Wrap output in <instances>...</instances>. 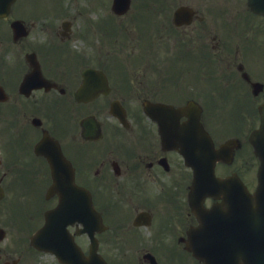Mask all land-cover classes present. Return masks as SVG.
Returning <instances> with one entry per match:
<instances>
[{"label":"flooded vegetation","instance_id":"af4514ba","mask_svg":"<svg viewBox=\"0 0 264 264\" xmlns=\"http://www.w3.org/2000/svg\"><path fill=\"white\" fill-rule=\"evenodd\" d=\"M87 25L71 22L62 28L60 23H29L22 30L25 36L14 38L10 29V42L4 48L6 31L0 29V90L8 95L7 101H0V122L13 127L16 133L11 143H5L11 153L4 161L0 158V185L4 190L15 189L13 201L26 198L24 191L32 196L35 192L33 197L37 201L41 191L44 196L53 179L47 159L34 148L47 132L58 139L73 165L75 182L90 190L93 207L104 224V228L95 232L97 250L109 264H198L185 249L187 231L195 223L188 202L192 173L178 151L163 146L159 123L137 117L133 124L123 126L117 119L104 116L105 119L100 118V140L107 133L112 135L104 142L87 145L91 142L73 134L79 135V118L93 114L100 117L114 99L121 100L127 112L137 107L136 98L140 105L147 99L180 104L177 98L187 89L183 86L188 79L157 72L160 81L169 78L174 87L141 85L135 96L130 86L119 85L111 59H99L82 47L94 29ZM35 60L39 63L40 78L34 80L37 86L25 95L20 93L19 83L23 76L33 72ZM242 67L243 63L238 62L240 75ZM87 69L97 72L89 75L95 78V88L100 93L94 99L78 101L74 94ZM137 77H144L143 72ZM196 81L204 80L199 76ZM114 91L128 95L119 98L112 95ZM7 107L10 108L4 111ZM55 110L63 112L67 127L58 123ZM137 129L141 132L135 133ZM114 132H120L121 136L128 134V144L118 140L114 143ZM44 198L45 210L57 201L55 193ZM78 238L83 239L87 250V235ZM39 253L33 246H25L22 237L5 234L0 239V264H59L48 257H37Z\"/></svg>","mask_w":264,"mask_h":264},{"label":"rangeland","instance_id":"374dc122","mask_svg":"<svg viewBox=\"0 0 264 264\" xmlns=\"http://www.w3.org/2000/svg\"><path fill=\"white\" fill-rule=\"evenodd\" d=\"M46 0H33L28 4H22L20 3L16 6V11L20 14H24L29 10H43L48 12V8L46 7ZM103 3H105L103 1ZM185 3V4H191L195 6L200 13H202L205 16V20L202 22L195 21V24L191 27L181 26L177 29L180 33L175 35V33L170 29L171 27V13L175 6L178 4ZM52 4V3H51ZM247 8L245 0H132V6L129 12L127 13V16L123 18H115V22L117 20H122L125 23V26L120 27L121 29H126L127 37H129V40H132L134 44L138 46V50H141L144 45L147 44V42L144 40V38H140V34L143 37H149L151 36L154 38L155 34L158 32L160 35L161 40L158 41V43H161L159 45L160 48H162L161 54H159V57H171L174 56L176 52V46L172 43L181 42L179 37L185 38L186 40L190 37L187 35L188 33L195 34L194 36V50L195 56L197 55L198 48H201V46H209L212 44V42H215L218 40L221 44V58L223 56L229 57V59H237V60H244L250 61V58L246 54L248 51H251L252 46L256 42V37L254 36H248V46L245 48L244 42L245 38L244 36L247 35L248 31V23L250 15L245 9ZM248 10V9H247ZM217 14H221V18L217 19ZM223 19H228L230 24L229 32L234 33L233 37L231 39H228L229 37L225 34L226 33V25L223 22ZM220 23H218V22ZM162 25V26H161ZM160 27L161 29L158 31L157 29H154L155 27ZM175 29V28H174ZM223 29V30H221ZM157 31V32H156ZM175 31V30H174ZM204 31V33L202 32ZM134 32L138 36H131L130 33ZM224 33V34H223ZM215 34L217 38L212 39V35ZM192 35V34H191ZM177 38V40H176ZM152 41V39H151ZM150 41V42H151ZM229 41L231 44H229ZM153 42V41H152ZM207 43V45L205 44ZM125 45V43L123 44ZM197 49V50H196ZM139 53V51H138ZM218 54L212 55V59L215 63H213L211 66L217 73V79L219 82L227 84V77L232 76L233 70L231 69V65H224L221 60V66L217 65L219 64L216 60ZM114 57H117L115 59V64H119L123 61L122 58L115 55ZM260 57V56H259ZM196 62H194V65L196 68L199 69V62L197 59L194 58ZM190 62H187L184 60L180 65L175 67V71H182L184 68L189 67ZM125 66L127 69H135V67L127 62H125ZM119 67V66H118ZM254 68H259V65H255ZM152 71V69H149L147 72ZM221 72V74L219 73ZM149 74V73H147ZM157 80V74L155 71L151 72L150 75V81L149 84L151 86H154ZM233 94H238L239 98L242 97V95L245 96V93L243 90H240L238 92H235ZM224 103H221V109H213V110H205V116L209 120V123L214 127L216 132L214 131V136L216 139L221 135V139L224 137H227V135L232 134L233 130L227 127V122H233L231 120L236 118V115H242V120H246L250 117V111L247 109H241V107H235L236 104H233L231 102H234V100L226 95L224 96ZM261 100L260 98L256 100ZM6 106V105H5ZM10 107L3 108V110H7ZM231 108V109H230ZM225 109V110H223ZM235 109V110H234ZM222 112H225V117L223 119ZM255 113V111H254ZM21 116V115H20ZM239 121V118L237 119ZM227 121V122H224ZM256 119L245 121L243 124V127L241 128V131L239 132V135L243 136L246 134L248 127L255 123ZM235 123H232L234 125ZM219 125L221 127L219 128ZM210 126V125H209ZM2 127L0 126V129ZM217 128L221 132L217 131ZM229 128V129H228ZM234 128V126H233ZM235 129V128H234ZM237 131H234L236 133ZM238 134V133H237ZM121 139V136H120ZM123 143L127 142L121 139ZM218 140V141H219ZM258 161L254 157L253 152L251 150V147H248L247 143L243 144V146L237 151L235 160L232 165H229L227 167L222 166L220 167L221 174L226 173V171L231 168L232 170H237L241 174V176L245 179L247 183L250 185H255L256 178V168H257ZM14 194L13 189H7V195ZM28 194V192H25ZM36 195L34 192L33 196ZM27 196L23 199L21 202V205L24 206V216L25 218H28V215L30 214V210H32L36 204H38V201L35 197ZM5 207V206H4ZM17 207V209H16ZM6 213H13L15 220V225L13 227H8V222L6 221V229L7 233L10 235H19V233H22L20 235H25V237L28 236V231H25L27 229L31 230V226H28L26 224V221L20 217H18L19 209L17 205L14 206H7L5 207ZM5 217V215H3ZM19 219V221H18ZM24 222V226L20 224L22 221ZM40 220V217H39ZM19 235V237H21Z\"/></svg>","mask_w":264,"mask_h":264},{"label":"water","instance_id":"95a60500","mask_svg":"<svg viewBox=\"0 0 264 264\" xmlns=\"http://www.w3.org/2000/svg\"><path fill=\"white\" fill-rule=\"evenodd\" d=\"M10 1L0 0V8H8ZM127 1L122 0L124 5ZM249 3L254 11L264 15V0H250ZM259 111L261 114L260 128L254 131L249 138L260 159L257 175L258 185L253 194L247 191L240 178L235 174L225 178L215 177L214 160L220 157V153L212 154L209 137L202 131L196 116H193L184 125L183 131L178 134V138H182L183 142L181 150L185 153L188 163H192L195 167V185L218 182L216 186L219 191L216 195L223 193L222 202L213 207L217 210L215 211L217 216L221 215V228L212 232L213 235L209 234V238H206L209 239L208 242L204 239L190 248L204 264H264V103L259 106ZM148 112L154 116V110L149 109ZM191 144L195 146L193 149L195 154L189 152ZM224 147H221V159H226L223 157ZM195 156L200 157L199 160L193 161L192 158ZM69 186L72 188L71 184ZM204 193L208 194V191L205 190ZM193 206L194 212L200 220L197 229L205 234L206 219L211 218L213 211L212 209H203L200 202H193ZM62 209L63 204H60L52 212L59 213ZM91 212L93 213L92 210ZM230 214L234 218L233 221L240 223L239 227L228 226L232 223L227 218ZM86 221H90L88 216ZM66 224L67 221H57L56 218L47 217L45 224L32 237V243L42 248L52 246L51 248L55 249L60 245L66 247L59 253L64 262L70 263L72 255H78L80 264L95 262V257L86 259L75 250L72 238L65 229ZM98 257L97 262L104 264L105 261L100 256Z\"/></svg>","mask_w":264,"mask_h":264}]
</instances>
